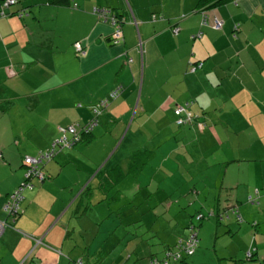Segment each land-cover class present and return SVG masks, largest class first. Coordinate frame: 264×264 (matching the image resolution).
Listing matches in <instances>:
<instances>
[{
  "label": "crops",
  "instance_id": "0c3cea01",
  "mask_svg": "<svg viewBox=\"0 0 264 264\" xmlns=\"http://www.w3.org/2000/svg\"><path fill=\"white\" fill-rule=\"evenodd\" d=\"M198 1L71 0L68 6H54L46 0H14L7 8L0 7V220L6 222L0 235V264H75L78 260L99 264L102 253L93 259L89 247L82 255L69 237L68 213L77 199L71 197L97 160L108 156L114 164L105 169L124 162L126 168L135 149L147 151V165L131 175L137 182L141 173L151 169L164 181L154 185L176 186V181L165 182V178L182 169L179 188L187 181L196 193L197 183L210 188L204 210L211 202L217 208L231 199L242 220L247 211L241 212V204L260 206L263 222L255 230L260 233H253L248 244L254 249L250 261L264 264V191L247 177L246 183L239 178L240 172L245 174L256 164L264 172V0L211 4L205 10V25L200 23ZM95 7L124 19L118 43L112 42L114 26L109 17L93 13ZM214 16L221 20V29L214 28ZM132 17L136 26L130 22ZM235 23L239 29L234 37ZM175 25L179 30L174 34ZM198 32L201 35L193 38ZM75 42L81 43V51ZM119 86L115 98H110ZM104 100L109 103L92 135L45 162L47 177L31 179V187L23 191L22 212L9 216L3 207L23 180L24 158L46 152L59 127L85 125L95 105ZM180 105L195 119L177 125L174 110ZM127 136L128 147L120 151ZM118 138L119 147L111 151ZM196 153L211 156V163L197 162ZM200 172L203 176L196 175ZM255 188L258 203L250 204L247 198L256 195ZM193 211L201 213L197 208ZM228 225L232 226L230 221ZM219 233L224 231L215 227V234ZM185 234H176L162 252ZM198 239L193 254L169 264H205L207 240L199 234ZM132 247L118 264H136L138 246ZM242 248L225 251L218 257L225 261L218 264H244L239 255ZM164 255L155 258L161 261Z\"/></svg>",
  "mask_w": 264,
  "mask_h": 264
},
{
  "label": "rangeland",
  "instance_id": "374dc122",
  "mask_svg": "<svg viewBox=\"0 0 264 264\" xmlns=\"http://www.w3.org/2000/svg\"><path fill=\"white\" fill-rule=\"evenodd\" d=\"M120 140L121 138H118L113 142L111 151L119 147ZM132 140L134 141V139ZM128 142L127 136L122 141L120 151L127 149ZM117 154L119 155V153ZM209 159H211V156L208 158L196 153L197 162L204 164L205 161H208L211 163ZM97 161V166H95L89 177L74 191L71 198L77 197V199L68 213L72 218L69 237L76 245L74 248L81 251L82 255L91 247L88 255L93 252L91 255L93 259L100 257V253L103 254L99 264H118L128 250L132 251V244H136L138 246V253L136 254L139 256L135 260L136 264H150L149 256L151 254L154 253V259L155 257H162L165 252H162L164 245L172 242L178 233L186 231L184 235L186 236L188 234L187 226L190 222L194 220L196 215L203 214L206 217L197 227L199 236L204 235L207 240L209 257L205 264H218L219 261L223 263L225 260L218 259V257L222 256L227 250L231 252L238 251L241 245H244V248H242L239 255L245 261V253L250 248L248 242L253 240V233H260V231L255 230L260 228L263 222V213L260 206L241 204V212L247 211L242 215V220L238 222L230 212V219L224 215V219L218 221L212 202L209 208L203 209L209 205L210 188H202L201 186L204 184L197 183L199 192L196 193L197 191L192 188L193 183L188 181L179 188V180L177 179L180 175L184 178V173H181L182 169H179L177 174H169L165 178V182L176 181V186L169 184L158 187L154 185L156 181L160 183H164V181L160 180L161 177L153 173L151 169H147L141 173L138 182L129 175L119 185L113 188L107 186L105 190H101L97 188V179L93 175L103 166L104 168L112 166L114 159H108L107 156L104 161L100 159ZM105 161L106 164L101 166ZM118 165L125 169V162ZM217 170L219 169L216 168L211 171L215 172ZM198 174L203 176L202 172L196 173V175ZM58 176L61 179L60 181H64L63 174ZM91 177V181L88 182ZM246 177L254 182L255 186L260 188V191H264V186H262L264 172H261L260 164L251 166L245 174L240 172V182L246 183ZM203 179L202 177L199 181ZM148 182L149 185L146 186L145 184ZM87 184H90L88 188H86ZM206 185L208 187L211 185L210 177L207 179ZM69 188L70 186L67 190ZM69 202L70 200L67 203ZM182 207L185 209H181ZM194 208L200 210L201 213L194 212ZM229 221L232 226L228 225ZM193 222L199 223V221ZM256 223H258L257 226ZM229 226H231V230L228 232ZM215 227L220 228L224 233L216 235ZM232 231H234L233 234H229ZM174 244L175 242L172 245ZM129 260L133 261V256ZM172 262L176 263V261ZM250 262L248 261L247 264L254 263Z\"/></svg>",
  "mask_w": 264,
  "mask_h": 264
},
{
  "label": "trees",
  "instance_id": "16d2710c",
  "mask_svg": "<svg viewBox=\"0 0 264 264\" xmlns=\"http://www.w3.org/2000/svg\"><path fill=\"white\" fill-rule=\"evenodd\" d=\"M70 1L71 0H46V3L49 4V5H54V6H68L70 4ZM221 1H224V0H199L198 1V5L200 7L198 9H204V10H206V8H209V6L211 4H214V3H217V2H221ZM2 2H4V0L1 1L0 6H1ZM72 7L74 8L75 5L72 6ZM95 8H96V10H95ZM95 8L93 9V13H95L96 15H98L101 18L114 17V18H117L118 19V22L120 24V31H121V35H120V37H118V39L119 40L120 39L122 40V23H124V19L123 18H118V16H116V14L112 13V11H110L107 8H103V7L102 8L95 7ZM97 9H99V10L100 9H104V10H107V11H105L106 13L104 15H101L100 12ZM20 14H22V13H20ZM202 21H203V16L200 19V23L202 25H205L206 22H207V14H206V20H205L206 22L205 23H202ZM130 22L133 23V19H131ZM133 24L136 26L135 23H133ZM221 27H222V25H221ZM221 27L218 28V29H221ZM238 29H239V24L238 23H235L233 25V33H232V35L234 37H235V32L238 31ZM112 42L114 43L113 40H112ZM200 64H201V62L200 63H196V64L194 63L192 65H194L196 67L197 65H200ZM120 88H121V86H120ZM109 97L110 98H115V96H111V94H110ZM108 103L109 102H107L106 100H104V101H102V102H100V103H98V104L95 105L96 108L94 109L93 116L86 123V124H88V123H91V122H94L95 121V123L92 125V127L90 129L77 127L78 128V130H77L78 132L73 136V139H71L72 136L70 134H68V136H66L67 137V140H68V144L67 145L58 144V143L55 144V147H53V150L50 153V155L48 156V158L42 159L40 161V163H39L38 168H40V170L42 171L41 172L42 173V178H40V179L38 178V180L43 181L47 177V175L45 174V172L43 170V164L45 162H48L51 159H53L54 156L57 155L59 152H61L63 150L71 149L74 145H76L77 143H79L81 141H84V139L86 137L88 138L89 136L92 135L93 129L98 125L99 117H100V115L102 113V110L108 105ZM193 119H195V118L193 117ZM177 125H179V124H177ZM198 128L200 130H202L204 128V124L201 127H198ZM59 136H60V133H58L55 136V138L51 141V144H50L49 149L47 151H49L52 148V143L54 142L55 139H57V138L59 139ZM146 152H147L146 150H141V149H135V150H133L131 152L130 156H129L128 164H127V167L125 169L122 166H120V165H117V167H115V169H110V170L105 169L104 167H101L100 169H98V171H96L95 172V175H94L95 178L97 179V188H99L101 190H105V188L107 186L113 188V187L117 186L118 184H120V181H122V179H125L126 176H128V175H134V176H136L138 174V172L140 171V169H142L143 167H145L147 165V161H146L147 160L146 159L147 158V155H146ZM24 165L27 166V164L25 163V161H24ZM23 176H24V174H23ZM31 179L28 181V185L23 188V190H22V196H23V191L26 188L31 187ZM36 179H37V177H36ZM88 187H89V184L86 185V188H88ZM257 192H258V190L256 189L255 192H254V194H256L255 196H253V195L248 196L247 202H249L250 204L258 203V201L256 200ZM102 193L103 194H107L105 192H102ZM249 198L254 199L253 202H251L249 200ZM226 202H227L226 205L222 206L223 204H221V205L218 204L217 208H215L217 210V211L216 210L215 211H216V217H217V220L218 221L223 220L224 219V215H225V217H229L228 212L230 211L232 213V211L234 210V207H237V210H238L237 204L235 202H233V204H232V200L231 199H227ZM218 209H220L221 211L219 212ZM21 212H22V210H21V208H19V210H18V212H17L16 215H19ZM233 215L236 218V214H233ZM196 216L194 217V219H195V221H199V222H201L206 217V216H202V218L200 220H197L196 219ZM190 225H188V227ZM192 225H194L196 227V229H197V244L193 248V251L191 253L186 254L187 256L193 254V252L197 248L198 242H199V239H198V227H197L196 223L195 224L192 223ZM40 242H41V240H40ZM248 251L251 252V256L249 258H247V256H246V253L247 252L245 253V262H244V264H247L248 261L252 260L253 255H254V252H253L254 249H251L250 248ZM75 264H82V263H81L80 260H78Z\"/></svg>",
  "mask_w": 264,
  "mask_h": 264
},
{
  "label": "built area",
  "instance_id": "2783aa9c",
  "mask_svg": "<svg viewBox=\"0 0 264 264\" xmlns=\"http://www.w3.org/2000/svg\"><path fill=\"white\" fill-rule=\"evenodd\" d=\"M14 2V0H4V2H2L1 4V9L3 10L4 8H7L10 4H12ZM96 10V8H95ZM101 15H104L107 10L104 9H97ZM201 14L203 16V21L202 23H205L206 21V14H205V10L201 9ZM3 13V11H2ZM22 15V14H19ZM110 22L112 23V25L114 26V32H113V41L114 43H118L120 40L118 39V37H120L121 35V31H120V24L118 22L117 18L114 17H110ZM133 23H135V21L133 20ZM222 25V22L220 19H218L217 17H213V26L214 28H220ZM179 30V27L177 25L172 27V31L173 33H177ZM201 35V32H198L195 35H192L193 38L195 37H199ZM74 46L76 48L77 51H81L82 49V45L80 42H75ZM139 47L140 44H139ZM195 67V66H194ZM193 67V68H194ZM9 74H14L12 70H8ZM120 89V86L117 87L115 90H113L111 92V96H116L117 95V91ZM177 119H176V123L179 125H184L187 124L189 122H191V120L193 119V115L191 114V112L189 110L186 109L185 106L180 105L177 106L174 110ZM95 123L91 122L88 124H85L83 126H80L81 128H86V129H90L92 127V125ZM78 128L77 126L74 125H68L65 127H59L58 128V133H60L59 139H55L54 142L52 143V148L47 151V152H40L37 156H26L24 158L25 163L27 164V168L26 171L24 172V176H23V180L21 181V183L16 187V189L9 194L7 201L4 204L3 209L6 211V213L9 216H15L20 208V202L23 198L22 196V190L24 187H26L28 185V181L31 178L37 177V178H42V171L40 170V168H38L39 163L42 159L44 158H48V156L50 155V153L53 150V147H55V144H64L67 145L68 144V140L67 137L68 134H70L72 136L71 139H73V136L78 132L77 131ZM1 156V154H0ZM249 200L251 202H253L254 199L249 198ZM233 214H236V219L238 221L241 220L240 215L238 214V210L237 207H234V210L232 211ZM202 218V215H197L196 219L200 220ZM6 226V222L5 221H1L0 220V235L3 232L4 228ZM37 243L40 242V240H36ZM197 244V229L194 225H190L188 227V234L185 237H180L176 240L175 244L173 245L172 248H169L168 250L165 251V255L163 257V259L161 261H158L156 258H150V264H169V262L172 261H179L184 255L189 254L193 251V248L196 246ZM247 258H249L251 256V252L247 251L246 253Z\"/></svg>",
  "mask_w": 264,
  "mask_h": 264
},
{
  "label": "water",
  "instance_id": "95a60500",
  "mask_svg": "<svg viewBox=\"0 0 264 264\" xmlns=\"http://www.w3.org/2000/svg\"><path fill=\"white\" fill-rule=\"evenodd\" d=\"M132 19L135 21L134 17ZM135 24H136V21H135Z\"/></svg>",
  "mask_w": 264,
  "mask_h": 264
}]
</instances>
